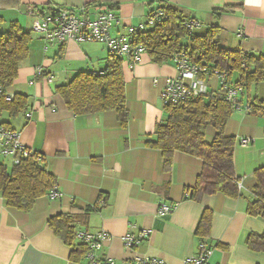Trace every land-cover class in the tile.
<instances>
[{"label": "crops", "instance_id": "1", "mask_svg": "<svg viewBox=\"0 0 264 264\" xmlns=\"http://www.w3.org/2000/svg\"><path fill=\"white\" fill-rule=\"evenodd\" d=\"M159 5L177 6L185 19L201 21L196 34L218 25L220 43L227 49L264 54V0H0V32L18 21L32 36L29 57L7 89L8 94L26 97L28 108L15 116L1 110L0 123L18 131L27 147L43 154L63 193L52 198L48 191L30 211L9 206L0 193V264H89L86 257L72 261L73 248L50 228L49 219L58 214L73 217L76 236L80 230L110 233L112 238L98 256H109L115 264H132L138 254L183 264L199 252L201 241L212 249L209 264H264V251L246 244L249 234H264V218L247 213L254 198L255 171L264 166V116L235 112L227 122L226 134L236 138L234 164L241 195L205 194L194 201L185 193L191 195L203 161L176 151L172 168L166 171L162 152L146 145L156 139L158 124L168 117L162 92L167 78L178 74L174 65L158 64L147 52L136 64L124 58L130 116L126 128L115 110L74 114L56 92L81 72H104L111 53L106 44L96 41L49 43L33 28L41 14L70 8L80 17L94 18L99 11L113 10L121 20L112 27V35L131 38L130 27L146 23ZM228 7L232 11L215 15V10ZM38 67L52 81L37 75ZM200 77L209 92L222 94L214 73ZM234 78L237 81L239 75ZM262 83L246 88L243 102L264 101ZM214 137L215 129L209 125L205 140L211 143ZM243 137L253 140L244 145ZM6 163L12 165L10 159ZM163 202L174 210L160 214ZM206 209L213 212L211 233L200 238L196 229ZM142 229L151 231L149 238L126 248L124 234Z\"/></svg>", "mask_w": 264, "mask_h": 264}, {"label": "trees", "instance_id": "2", "mask_svg": "<svg viewBox=\"0 0 264 264\" xmlns=\"http://www.w3.org/2000/svg\"><path fill=\"white\" fill-rule=\"evenodd\" d=\"M159 7L164 10L165 19L157 26L135 31L131 37L134 45L141 44L146 48L154 62L175 65V54L184 51L194 64L202 68L227 72L232 84H241L249 89L264 82V54L223 47L218 25L203 35L189 33L181 8L174 5ZM230 11L232 8L228 7L214 13L220 17ZM31 41V33L24 30L18 21H13L8 31L0 32V84L5 90L1 110L7 109L13 116L28 108V100L24 96L16 94L10 101H6L5 97L7 89L19 75L21 64L29 57ZM234 74L239 75L237 81H234ZM56 92L76 115L115 110L121 127L126 128L129 124L125 63L116 54H110L104 72H81L66 85L58 86ZM252 103L255 112L264 116V101L255 98ZM166 111L168 117L158 124L156 139L146 142L147 146L162 152L164 169L171 170L176 151L185 152L203 161L196 184L189 189L191 199L200 201L203 195L216 193L240 196L234 164L236 138L226 134L232 110L223 95L208 92L179 105L167 106ZM209 125L215 129L211 143L205 140ZM255 179L254 198L247 205V213L264 218V166L255 171ZM57 183L56 176L45 165L43 154L38 151L11 166L0 156V193L9 206L30 211L37 199ZM212 219V210H204L196 229L198 237L210 236ZM48 223L53 232L73 248L70 255L72 261L79 262L86 257L89 248L80 239L79 242L76 240L72 216L58 214L51 217ZM246 244L254 251H264V234H249Z\"/></svg>", "mask_w": 264, "mask_h": 264}, {"label": "built area", "instance_id": "3", "mask_svg": "<svg viewBox=\"0 0 264 264\" xmlns=\"http://www.w3.org/2000/svg\"><path fill=\"white\" fill-rule=\"evenodd\" d=\"M166 15L164 10L157 6L150 12L146 23L131 26L129 31L133 34L137 30H144L148 27H154L160 24ZM120 15L113 10L99 11L94 18L80 17L70 8H61L47 14H41V17L35 20L33 28L35 31L43 33L46 41L49 43H65L66 41L86 42L96 41L106 44L111 54L126 58L130 64H136L141 60V56L146 52V48L141 45H134L132 38L125 35L114 36L111 33L114 24L120 23ZM185 25L189 33L195 32L201 28L202 23L199 20L185 19ZM243 33L239 32V36ZM175 67L178 71L176 76L168 77L162 92V102L165 108L167 106L179 105L192 98L206 95L209 92V85L201 74L212 72L220 82L221 93L227 103L230 104L232 112L248 113L255 111L252 101L243 102L242 96L246 95V87L241 84H232L229 82L228 73L219 70H210L194 64L186 52H178L174 58ZM36 74L45 76L44 68L38 67ZM48 81H52L50 75L45 76ZM5 96V90L0 84V112L1 104ZM13 99L12 94H6L5 100ZM264 111V105H262ZM30 117V113H27ZM253 139L250 137L241 138V143L249 144ZM35 151L27 147L21 140L20 133L14 129L8 128L0 123V156L10 159L12 165L21 163L29 158ZM241 186V185H240ZM52 198H61L63 193L56 185L48 192ZM189 197V192L185 193ZM166 202L161 203L159 207L160 214H167L174 210ZM151 231L142 229L139 233L128 231L123 236V243L126 248H133L143 240L149 238ZM77 238L86 243L89 251L86 259L89 264H115V260L109 256H98V252L104 247L106 241L112 238L111 234L105 230L98 232H88L80 230L77 232ZM212 249L204 241L199 242V252L184 259L183 264H209L208 258ZM132 264H167L162 258L146 254H138Z\"/></svg>", "mask_w": 264, "mask_h": 264}, {"label": "rangeland", "instance_id": "4", "mask_svg": "<svg viewBox=\"0 0 264 264\" xmlns=\"http://www.w3.org/2000/svg\"><path fill=\"white\" fill-rule=\"evenodd\" d=\"M235 76H237V75H235ZM263 83H264V82H263ZM263 83H262V84H263ZM255 91H256V87H253V88H252V92H253L252 95L255 94ZM254 96H256V95H254ZM253 112H254V113H258L259 115H261V113H259L258 111H257V112L253 111ZM253 112H252V113H253ZM234 113H235V112H232V114H234ZM261 116H262V115H261ZM211 128H212V127H211Z\"/></svg>", "mask_w": 264, "mask_h": 264}]
</instances>
